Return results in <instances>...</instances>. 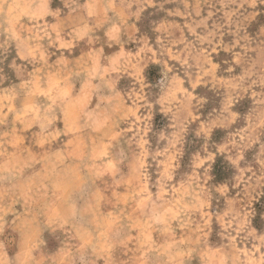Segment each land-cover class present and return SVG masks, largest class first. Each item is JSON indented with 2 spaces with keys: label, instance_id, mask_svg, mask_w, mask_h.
<instances>
[{
  "label": "clouds",
  "instance_id": "9594fccd",
  "mask_svg": "<svg viewBox=\"0 0 264 264\" xmlns=\"http://www.w3.org/2000/svg\"><path fill=\"white\" fill-rule=\"evenodd\" d=\"M147 3L0 0V264H264L225 218L224 239L210 242L205 198L213 153L238 161L249 144L264 147V0L235 3L255 21L240 52L258 66L238 56L220 70L241 78L229 87L252 104L227 99L216 119L217 103L193 94L213 70L192 37L162 34L163 83L155 70L145 79L136 23ZM133 41L143 54L125 51ZM193 128L204 145L194 161Z\"/></svg>",
  "mask_w": 264,
  "mask_h": 264
},
{
  "label": "rangeland",
  "instance_id": "374dc122",
  "mask_svg": "<svg viewBox=\"0 0 264 264\" xmlns=\"http://www.w3.org/2000/svg\"><path fill=\"white\" fill-rule=\"evenodd\" d=\"M235 3L236 0H148L147 6L139 13L140 19L136 23L139 32L147 34V48L150 49L144 56L145 79L155 70L158 74L157 78L163 83L161 77L164 66L158 62L159 56L156 52L162 34L171 33L172 36L182 34L185 38L192 37L190 45L199 41L202 48L211 53L207 59L213 70L212 75L206 76L202 82H196L193 94H199L208 103L213 101L217 103L218 107L212 116L213 119L222 118L223 102L227 99L231 100L235 108L252 104L249 94L243 91L237 93L229 87L235 83V80L241 79L240 77L220 75V70L237 62L238 56L249 67L253 63L258 66L257 57H243V53L240 52L243 39L247 38L251 41L252 25L255 21L245 22L236 12ZM144 47L143 42L138 44L133 41L126 46L125 51L133 55L138 52L143 54ZM87 50L88 45L82 41L73 50V55L78 58ZM104 53L107 56H115L118 50L105 47ZM149 57L155 59L150 60ZM121 83H127L131 88L133 78L125 77ZM205 107L207 108V103ZM156 115L162 114L153 115L154 123ZM196 131L197 129L193 128L188 133L192 139L188 141L187 146L194 149L193 161L198 154L203 155L204 146L203 144L197 146L203 137H196ZM212 135L215 136V130ZM226 142L227 137H224L215 143ZM207 143L211 145L213 142ZM208 150L212 151V147L209 146ZM213 156L214 160L209 162L211 167L205 165L209 177L205 197L208 201L206 209L209 214L208 222L211 225L209 240L215 243L218 239H224V221L218 217L225 218L231 222L230 230L236 229L232 235L238 248L249 256L255 252L254 258H257L259 252L264 251L260 248L261 237H264V147L259 144H249L238 161L232 153H213ZM120 191L123 194L122 190ZM191 218L197 223L200 215L193 213Z\"/></svg>",
  "mask_w": 264,
  "mask_h": 264
}]
</instances>
